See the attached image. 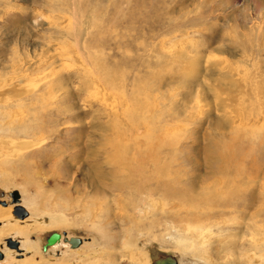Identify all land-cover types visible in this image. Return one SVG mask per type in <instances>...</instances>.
<instances>
[{
	"label": "rangeland",
	"instance_id": "obj_1",
	"mask_svg": "<svg viewBox=\"0 0 264 264\" xmlns=\"http://www.w3.org/2000/svg\"><path fill=\"white\" fill-rule=\"evenodd\" d=\"M219 59L264 91V0H0V209L37 220L28 223L25 250L23 234H0V264L7 251L8 264H152L168 254L179 264H264V120L240 115L238 94L254 91L219 80ZM13 76L28 92L7 94L2 83ZM134 117L146 126L138 134ZM134 142L182 172L161 176L163 194L139 221L116 215L118 190L90 184L93 171L122 183L115 165ZM217 164L250 177L213 175ZM219 177L220 203L204 199L187 210L164 196L175 187L210 197ZM190 208L212 219L188 225ZM54 232L62 238L45 250ZM64 237L82 243L74 248Z\"/></svg>",
	"mask_w": 264,
	"mask_h": 264
},
{
	"label": "bare ground",
	"instance_id": "obj_2",
	"mask_svg": "<svg viewBox=\"0 0 264 264\" xmlns=\"http://www.w3.org/2000/svg\"><path fill=\"white\" fill-rule=\"evenodd\" d=\"M77 1V0H76ZM81 2V1H80ZM74 7V6H73ZM72 8V7H71ZM35 61V60H34ZM40 62V61H39ZM210 62V61H209ZM227 60H217V62H213L214 64H212V67H213V70L216 71V74L218 75L219 77V80L220 78L221 79H224V80H230V85L232 86H235V87H239V86H249L251 87L250 89L254 91V95H250V96H247L246 94H248V92L246 91V93L244 94H238V98L236 100V105H237V109H239V113L240 115L243 117L244 115H247L248 113L249 114V117H256V120L257 119H261V120H264V103H263V100H262V97H264V91L258 93V90L255 89L257 88L258 86V82L257 83H253L252 85V81H246V76L243 77L241 76V72H243L242 70L241 71H236L235 67L232 66V65H229L226 63ZM20 63V62H19ZM19 67H21L19 65ZM19 70L21 68H16V70ZM85 69V68H84ZM90 69V68H89ZM86 72V71H85ZM21 75V74H20ZM111 78V77H109ZM107 79V78H106ZM256 79V78H255ZM24 80L22 76H13V77H10L8 79H5V81L2 83V86L3 87H6V92L7 94L10 93V91L12 93L15 94V96L19 97L21 95H23V93H26L28 92V90H21L17 87H19L21 85L22 81ZM99 81V80H98ZM254 82V81H253ZM95 82H93L94 84ZM98 83V82H97ZM97 85V84H96ZM21 88V87H20ZM99 89V88H98ZM104 90V89H103ZM250 92V91H249ZM263 93V95H262ZM95 95V94H94ZM100 95V93H99ZM102 96H105L103 93L101 94ZM35 99L39 98L42 99V96L43 94H39L37 96V93L35 94ZM107 97V96H106ZM98 98H100L98 96ZM137 99V97H135ZM103 100L105 99V104L106 105H111L112 106V103L114 102V99L113 101L111 100V98H102ZM99 100V99H98ZM122 100V99H121ZM248 100V101H247ZM18 101V100H17ZM39 101V100H38ZM102 101V100H101ZM119 102V101H118ZM140 102V101H139ZM248 102V103H247ZM34 103V102H33ZM103 103V102H102ZM115 103V102H114ZM117 103V101H116ZM115 103V104H116ZM118 104V103H117ZM125 103H121L120 102V107L121 108ZM141 104V103H140ZM250 105L251 107V111L249 112V108L247 107L248 105ZM105 105V106H106ZM247 105V106H246ZM109 107V106H108ZM254 107V109H253ZM126 110V109H125ZM128 110V109H127ZM135 110V109H134ZM252 110H255L254 113H251ZM121 111V110H120ZM129 112V111H128ZM130 112H134V111H130ZM233 112V111H231ZM123 113V112H122ZM230 113V112H229ZM114 114V112H113ZM125 115V114H124ZM128 116V115H127ZM136 119H134V121H138L133 127L131 130V132H135L136 134H138L139 132H141V130H145L146 129V126H143L142 123H141V119L142 117H134ZM120 120L119 118L117 119V121ZM241 120V119H239ZM260 120V121H261ZM235 121V120H234ZM237 121V120H236ZM121 122L123 123L124 120H121ZM118 123V122H117ZM245 123V122H243ZM263 123V122H262ZM112 124V123H111ZM114 125V124H113ZM262 125V124H260ZM263 126V125H262ZM111 127V126H110ZM109 127V129H110ZM112 128V127H111ZM118 128V127H117ZM117 130V129H116ZM81 131V130H80ZM119 133V132H118ZM117 134V132H116ZM125 134V133H124ZM118 135V134H117ZM125 136V135H124ZM123 136V133L118 135V140L120 141H123L125 140V137ZM130 136V135H129ZM137 136H135L136 138ZM127 138V137H126ZM138 138V137H137ZM108 137H107V141H108ZM117 140V139H116ZM117 140V141H118ZM136 145L134 147H136L134 150H139L138 152H136L137 154H133V151L132 149L134 147H130V148H127L126 146H124L122 148V151L123 149L126 150V152H128L127 156H125V159L123 161H121L122 159L120 158V163H118V165H115L117 168L120 167V170L122 172V178L124 181L122 183H115V184H112V183H109V182H104V181H100V179L98 177H96L97 175H94L93 173H96V172H92V177H91V181H90V184L93 185V186H96V185H99V186H103V188L107 189L108 191H110L111 193H113L114 190H118L119 193H118V197L116 198V202H115V207L117 208L115 210L114 208V212L116 213V215L118 216H121V218H126L128 220H134V221H139L144 215V211H143V206L148 202V201H153L154 200V196H157V195H162V190L163 188H161V184L160 181H161V176L163 175H167L168 177L170 176H173L172 174L174 173V177L173 178H178L180 175H179V170H171L165 163L162 164V161L160 160V156L158 157L157 155V152H153L154 151V147L150 150V154L148 153L147 155L144 153V149L142 148H139V146L142 145L141 142H134ZM116 144V143H115ZM122 143H118V145H121ZM123 146V145H122ZM154 146V145H153ZM108 148V147H107ZM118 149V148H117ZM142 149V150H141ZM114 150V148H113ZM106 151V150H105ZM234 151V150H233ZM109 152V151H108ZM117 153V152H116ZM135 153V152H134ZM114 154V153H113ZM119 153H117L118 155ZM126 154V153H125ZM131 154V155H130ZM129 155L132 156V158L130 159L129 158ZM150 156L152 157V161L150 162L149 165H152L153 166V169L151 172H145L146 170L144 169V166H145V163L146 161H148V158H146L147 156ZM123 156V155H121ZM218 159V158H217ZM226 159V158H225ZM230 159V158H228ZM171 162L173 163V161H175V158L172 156L170 158ZM219 160V159H218ZM220 162V161H219ZM226 162V161H225ZM149 163V162H148ZM220 164V163H219ZM219 164H217V166L215 165V169L212 171V174L214 175L215 173H218V172H223L222 174H226V177L228 178L229 176L230 177H234L235 178H238V179H242L243 177H250L249 175H247L249 172H245L243 170V168L241 166L239 167H234L232 168L231 166L229 167H221ZM230 165H231V162H230ZM240 165V164H239ZM227 166V165H226ZM181 167V166H180ZM152 168V167H151ZM176 168V167H175ZM174 168V169H175ZM179 168V167H178ZM254 168V167H253ZM149 169V168H148ZM184 171V169H182ZM115 171V174L117 175L118 173L116 172L117 170H114ZM119 172V171H118ZM252 172V171H251ZM250 172V173H251ZM99 173V172H98ZM109 173V172H108ZM182 172H180L181 174ZM210 173V172H209ZM99 177L100 176H104L105 175V172H100L99 173ZM111 174V173H110ZM109 174V175H110ZM114 174V173H113ZM185 174V173H183ZM253 174V173H252ZM120 175V174H119ZM179 175V176H177ZM216 175V174H215ZM111 176V175H110ZM118 176V175H117ZM166 176V177H167ZM253 176V175H252ZM255 176V175H254ZM209 177V176H208ZM102 178V177H101ZM172 178V179H173ZM220 178V177H219ZM215 179L216 181V184L217 186L215 185V189L212 193H208V196H206L205 194V198H202V197H196L195 194L191 191V189L189 188H186L182 191H177L175 187L173 188H170L168 190H165V193H164V196L165 198H167L168 201L172 202L174 201V203H170L172 205V207H179V208H185L186 206L185 205H189V204H193L195 206L198 205V202L197 201H202V202H205L206 200L204 199H207L208 201L212 200L213 202L217 200V202H219L220 200L223 199V196H222V193L223 191H221V188L223 187V183L225 182L223 179ZM254 178V177H253ZM131 179L135 180L134 181V184L131 185ZM182 179V177H181ZM237 179V180H238ZM116 180V179H115ZM192 180V179H191ZM227 181V179H225ZM236 179H233V178H230V181H234ZM251 180V179H250ZM118 181V180H117ZM116 181V182H117ZM239 181V180H238ZM253 181V180H251ZM264 181V180H263ZM181 182V181H180ZM241 183H243V181H240ZM102 183V185H100ZM165 183V182H164ZM229 183V182H228ZM226 182V184H228ZM235 183V182H232V184ZM247 183V182H245ZM175 184V183H174ZM188 185V184H187ZM192 184H190L189 186H191ZM238 185V184H237ZM236 186V185H235ZM92 187V186H91ZM183 187V186H182ZM221 187V188H219ZM237 187V186H236ZM239 187V186H238ZM237 187V188H238ZM184 188V187H183ZM194 188V187H193ZM236 188V189H237ZM242 188V187H241ZM240 188V189H241ZM224 190V189H223ZM234 191V190H233ZM91 193V192H90ZM109 193V192H108ZM117 193V192H116ZM115 193V194H116ZM107 194V193H106ZM126 194V195H125ZM230 194H233V193H230ZM229 194V195H230ZM235 194V193H234ZM109 195V194H107ZM228 195V196H229ZM117 196V195H116ZM84 198V197H83ZM198 199V200H197ZM206 201V202H208ZM22 202V200H21ZM222 202V201H221ZM92 203V202H91ZM220 203V202H219ZM231 203H233L231 200H225L222 204V206H224V208H228L230 206H233ZM20 204V203H19ZM22 204V203H21ZM235 204V203H234ZM95 205V204H94ZM236 205V204H235ZM23 206V205H22ZM246 206V204L244 205ZM26 207V206H25ZM190 207V206H189ZM236 207V206H235ZM234 207V208H235ZM238 207V206H237ZM236 207V208H237ZM27 208V207H26ZM187 208V207H186ZM241 208V207H240ZM190 209H193V208H190ZM245 209V208H244ZM259 209V208H258ZM262 209V208H261ZM10 210V209H9ZM8 210V211H9ZM96 212H98L99 210L101 211L102 208H98L97 209L95 208ZM184 210V209H183ZM188 210V208H187ZM203 210V209H202ZM225 210V209H224ZM256 210V209H254ZM4 210L3 209H0V212H2L3 214H0V234H4V233H7L9 232L10 234H12L14 237H17L19 234H23V241H22V244H20L19 248L20 250H25V248L28 246L25 244L26 241H29L28 240V231L31 229H29V225L28 223H33V222H37V220H35V214H33V212H30L29 209L28 211L30 212L29 216L25 217V218H17V217H13V216H9L8 213L7 215H5V212H3ZM205 211V209H204ZM209 211V210H208ZM208 211H205V212H202L201 210L199 209H193V214L188 218V225L191 224V222L193 223H200L202 221H208L210 219H212V217H209L208 216ZM242 211V210H241ZM107 212V211H105ZM212 212V211H211ZM104 213V212H103ZM254 213V212H253ZM219 214V213H218ZM263 214V213H262ZM104 215V214H103ZM252 215V214H251ZM256 216V215H255ZM113 217H116V216H113ZM219 217V216H218ZM253 217V216H252ZM257 217V216H256ZM255 217V219H256ZM39 219V218H37ZM50 219H52V222H55V221H60V219H58L57 216H52L50 217ZM49 219V220H50ZM254 219V220H255ZM43 221V220H42ZM41 221V222H42ZM125 221V219H124ZM51 222V223H52ZM43 223V222H42ZM60 223V222H59ZM205 223V222H204ZM39 224V223H38ZM54 224V223H53ZM208 226V224H207ZM31 227V226H30ZM190 228V227H188ZM197 229V228H196ZM207 228L205 227V230ZM202 230V228H201ZM199 230V231H201ZM204 231V229H203ZM208 232V231H207ZM197 233V232H196ZM202 233V231H201ZM210 233V232H209ZM64 234V233H63ZM65 235V234H64ZM197 236L198 238V234L195 235V237ZM201 236V235H200ZM205 237V236H203ZM243 237V235H242ZM62 238V237H61ZM67 237H64V241L67 242V245H69V241H66ZM71 238V237H70ZM68 238V239H70ZM196 238V239H197ZM201 239V237H200ZM255 240V239H254ZM47 241V240H46ZM59 242V241H58ZM29 244V243H27ZM47 244V243H46ZM71 244V243H70ZM112 244V243H111ZM115 245V244H114ZM52 246V245H51ZM112 246V245H111ZM25 247V248H24ZM49 246H47L48 248ZM114 248V247H113ZM16 251V250H15ZM14 252H6L5 254V259L3 260L5 264H8L9 263H12L13 262V257H14ZM17 253V252H16ZM126 253V252H125ZM24 253H20L19 255H23ZM112 254V253H111ZM123 254V253H122ZM107 255H110V254H107ZM259 255V253H258ZM260 256H263L262 254H260ZM114 258V257H113ZM128 258V257H127ZM95 259V258H94ZM112 259V257L110 258ZM109 259V260H110ZM11 262H10V261ZM67 259L65 258H62V261L59 262V263H48V264H67ZM105 260V258H104ZM117 260V259H116ZM128 260V259H127ZM133 260V259H132ZM18 261V260H17ZM15 261V263L17 262ZM113 261V259H112ZM142 261V260H141ZM19 262V261H18ZM92 261H87L83 264H90ZM106 262H108L106 260ZM105 262V263H106ZM132 262V261H131ZM20 263V262H19ZM99 263V262H98ZM113 263V262H112ZM111 263V264H112ZM141 262H137V264H140ZM36 264H47V263H36ZM108 264V263H106Z\"/></svg>",
	"mask_w": 264,
	"mask_h": 264
},
{
	"label": "water",
	"instance_id": "obj_3",
	"mask_svg": "<svg viewBox=\"0 0 264 264\" xmlns=\"http://www.w3.org/2000/svg\"><path fill=\"white\" fill-rule=\"evenodd\" d=\"M61 233L54 232L47 238V244L45 245L44 249H47V246H51L56 244L58 241L61 240ZM66 241H69L72 247H79L82 243V239L78 237H71L70 239L66 238ZM152 264H179L178 260L173 255H165L160 256L153 260Z\"/></svg>",
	"mask_w": 264,
	"mask_h": 264
}]
</instances>
